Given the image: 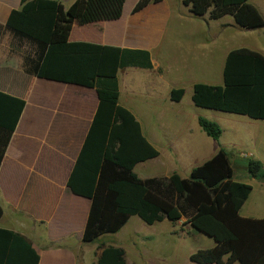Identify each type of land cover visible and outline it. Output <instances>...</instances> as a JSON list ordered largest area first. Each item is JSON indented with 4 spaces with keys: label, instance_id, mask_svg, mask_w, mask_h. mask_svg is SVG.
<instances>
[{
    "label": "trees",
    "instance_id": "1",
    "mask_svg": "<svg viewBox=\"0 0 264 264\" xmlns=\"http://www.w3.org/2000/svg\"><path fill=\"white\" fill-rule=\"evenodd\" d=\"M61 0H22L6 25L15 38L27 43V74L57 83L93 88L99 105L90 131L70 176L68 186L91 201L83 241L94 244L116 235L133 217L154 226L165 220L184 222L214 239L213 248L191 255L196 264H264V218H247L241 209L253 191L236 179L230 154L220 149L211 159L192 169L188 178L141 179L138 164L159 157L134 114L120 104L118 74L121 69H153L150 53L86 42L53 43ZM127 0H88L77 17L80 26L122 17ZM251 0H183L195 18L220 20L232 16L238 28H264V17ZM223 86L196 84L197 108L264 121V56L247 48L231 51L225 62ZM184 89H174L171 100L181 102ZM26 107V101L0 91V169ZM199 126L214 141L220 125L199 118ZM252 178L264 181V165L250 159ZM4 215L0 203V220ZM40 255L23 235L0 228V264H40ZM97 264H127L125 250L102 249Z\"/></svg>",
    "mask_w": 264,
    "mask_h": 264
},
{
    "label": "crops",
    "instance_id": "2",
    "mask_svg": "<svg viewBox=\"0 0 264 264\" xmlns=\"http://www.w3.org/2000/svg\"><path fill=\"white\" fill-rule=\"evenodd\" d=\"M87 1H60L53 43L86 42L150 53L153 69H121L118 80L120 104L134 114L154 147L156 131L147 117L165 120L160 128L165 133L183 118L182 110L175 108L177 102L171 100L172 90H185L181 85L188 84L194 91L196 84H207L200 77L212 76L216 68L224 72L226 58L233 50L247 48L264 56L261 48L245 44L246 34L255 30L238 28L232 16L220 20L195 18L183 0H127L120 19L80 26L76 19ZM21 3L0 0V91L26 101L0 169V203L4 210L0 222L10 213L21 220L11 228H0L26 237L39 253L40 264H81L91 253L97 263L102 250L98 248L95 253L91 247L98 242L83 241L91 201L75 195L68 186L98 109L97 91L25 72L24 56L29 53L23 55L22 50L28 44L17 40L6 27ZM138 70L147 75L141 76ZM159 158L138 164L136 174L140 166L154 167ZM247 184L253 191L241 215L264 218V190L256 193L254 185ZM258 198L263 199L262 204ZM134 218L129 223L137 220Z\"/></svg>",
    "mask_w": 264,
    "mask_h": 264
},
{
    "label": "rangeland",
    "instance_id": "3",
    "mask_svg": "<svg viewBox=\"0 0 264 264\" xmlns=\"http://www.w3.org/2000/svg\"><path fill=\"white\" fill-rule=\"evenodd\" d=\"M264 17V0H254L253 3ZM205 27V25H204ZM246 43L250 48L264 50V28L246 34ZM23 55L31 52L26 45ZM141 76L147 72L138 70ZM208 85L223 86V71L215 69L212 76H201L200 79ZM176 87V86H175ZM186 95L175 108L182 110L183 118L175 121L168 133L161 131L165 120L160 117L148 116L152 121L155 132V148L160 158L152 168L140 166L137 175L141 178L169 177L178 173L188 178L191 170L205 160L211 158L218 149L229 152L236 177L245 183H251L256 189L264 190V184L251 177L248 168L250 159L259 160L264 165V122H256L244 116L197 108L192 101L193 90L188 84L181 85ZM200 117L218 123L223 131L219 141L209 138L199 126ZM192 150V151H190ZM247 154H252L250 157ZM263 199H257L262 204ZM10 217L0 222V227L11 228L21 217L10 213ZM124 229L116 235H107L91 247L92 252L102 250L108 246H116L125 250L127 264H196L191 255L199 250L213 248L216 242L213 238L192 229L184 222L173 224L165 220L154 226L146 225L138 217L134 218ZM140 221V222H138ZM98 250V251H99ZM97 255V254H96ZM89 259L81 264H97L95 259Z\"/></svg>",
    "mask_w": 264,
    "mask_h": 264
}]
</instances>
